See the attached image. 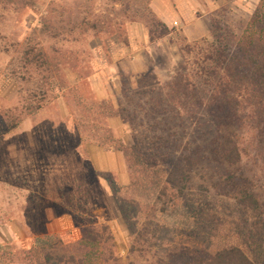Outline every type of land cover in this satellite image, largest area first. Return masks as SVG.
<instances>
[{
  "label": "rangeland",
  "instance_id": "rangeland-1",
  "mask_svg": "<svg viewBox=\"0 0 264 264\" xmlns=\"http://www.w3.org/2000/svg\"><path fill=\"white\" fill-rule=\"evenodd\" d=\"M259 1L170 0L184 15L191 41L211 38V17L243 28ZM119 11L113 0H0V264H36V239L73 245L83 229L100 223L113 231L119 264H183L228 246L264 264V212L216 195L203 171L182 195L171 186L165 203L153 192L143 197L127 189L130 170L108 138L153 156L165 151L152 144L148 123L111 121L100 106L132 112L151 90L172 81L182 58L174 34L144 53V66L118 69L110 52L128 44L131 27ZM74 19H109L110 32L73 30ZM179 23L171 29L186 35ZM32 49L43 52L56 79L26 65ZM99 71L104 74L97 78ZM188 123L177 130L180 139L194 136ZM169 157L177 160V154ZM239 172L264 201V176L248 160ZM112 183L125 188L118 199Z\"/></svg>",
  "mask_w": 264,
  "mask_h": 264
},
{
  "label": "trees",
  "instance_id": "trees-1",
  "mask_svg": "<svg viewBox=\"0 0 264 264\" xmlns=\"http://www.w3.org/2000/svg\"><path fill=\"white\" fill-rule=\"evenodd\" d=\"M113 1L120 6L125 22L145 27L150 44L175 34L182 58L172 81L155 93L151 90L147 102L135 103L132 112L112 103L103 102L100 106L108 119L121 118L138 122L139 126L148 123L154 138L152 144L165 151L153 156L110 136V147L123 154L130 170L127 189L141 190L143 197L153 192L165 203L171 186L182 195L192 186L193 177L203 171L216 195L262 214L263 199L239 171L248 160L264 176V0L259 1L243 28L211 17V38L195 41L168 27L152 9V0ZM60 18L59 23H64L63 17ZM45 20L46 31H52L47 17ZM74 20L77 23L70 22L73 30L110 32L109 19ZM59 34L60 31L54 35ZM25 63L49 72L50 81L56 79L43 52L35 54L33 49L27 50ZM187 123L194 128V136L180 139L177 130ZM18 125H12L4 134ZM170 153L177 154L176 161H171ZM111 188L116 199L125 189L116 183ZM32 250L36 264H119L115 237L106 223L83 229L76 244L66 245L57 237H44L35 240ZM183 264L254 263L240 247L228 246Z\"/></svg>",
  "mask_w": 264,
  "mask_h": 264
},
{
  "label": "crops",
  "instance_id": "crops-1",
  "mask_svg": "<svg viewBox=\"0 0 264 264\" xmlns=\"http://www.w3.org/2000/svg\"><path fill=\"white\" fill-rule=\"evenodd\" d=\"M152 9L160 17V19L170 28L178 27L181 24V29L184 30L188 39L191 40L190 33L188 31V26L184 23V15L175 8L170 0H152ZM177 23V26H175ZM128 44L126 46L121 44L119 50H115L114 54L110 52L111 59L116 63L115 65L118 69L123 72L128 70H135V67L144 66V53L149 49L159 47L165 40H162L155 44H150L148 34L146 29L140 24H131L130 30L128 32ZM100 51H98L99 53ZM128 72V71H127ZM104 71H99L97 78L101 77ZM105 95L108 96L107 93ZM103 96V95H102ZM106 96V97H107ZM111 121H117V118H112Z\"/></svg>",
  "mask_w": 264,
  "mask_h": 264
},
{
  "label": "built area",
  "instance_id": "built-area-1",
  "mask_svg": "<svg viewBox=\"0 0 264 264\" xmlns=\"http://www.w3.org/2000/svg\"><path fill=\"white\" fill-rule=\"evenodd\" d=\"M175 26H177V23H175Z\"/></svg>",
  "mask_w": 264,
  "mask_h": 264
}]
</instances>
